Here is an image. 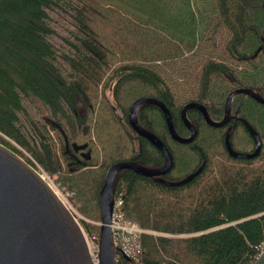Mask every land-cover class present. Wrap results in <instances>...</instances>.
Segmentation results:
<instances>
[{
  "label": "trees",
  "instance_id": "trees-1",
  "mask_svg": "<svg viewBox=\"0 0 264 264\" xmlns=\"http://www.w3.org/2000/svg\"><path fill=\"white\" fill-rule=\"evenodd\" d=\"M262 1L0 0V143L55 176L96 240L99 226L91 221H100L105 172L137 154L126 118L134 99H162L176 132L187 136L180 119L186 103H203L219 120L231 90L251 88L264 97ZM231 114L227 124L212 127L188 110L197 135L186 144L171 139L156 107L138 114L167 141L170 180L195 171L202 158L204 165L179 186L130 170L118 174L114 196L121 195L123 218L146 231L128 242L138 249L135 257L115 248L117 264L254 262L264 242V105L237 94ZM239 118L260 136L253 158L226 151L228 128L234 150L254 149ZM84 143L88 160L72 148ZM140 149L137 157L158 158L146 141Z\"/></svg>",
  "mask_w": 264,
  "mask_h": 264
},
{
  "label": "water",
  "instance_id": "water-1",
  "mask_svg": "<svg viewBox=\"0 0 264 264\" xmlns=\"http://www.w3.org/2000/svg\"><path fill=\"white\" fill-rule=\"evenodd\" d=\"M262 6L264 8V0ZM237 94L248 95L264 105V97L259 92L251 88H236L225 98L222 118L214 120L203 103L188 102L180 110V119L189 131L186 137L176 132L171 112L160 99L140 96L132 101L127 114L129 126L138 136L160 150L164 160L159 168L145 167L130 160L117 161L107 168L98 193L100 223L96 258L89 250L82 226L46 180L20 155L0 143V264H117L109 226L117 174L122 170H131L150 177L166 173L173 164L166 145L156 134L140 124L138 112L144 107H158L163 113L170 137L178 143L186 144L197 135L195 124L187 117L188 110L199 111L207 125L222 127L232 118L231 102ZM239 120L253 139L254 149L249 153L234 150L229 141L228 128L224 135L226 151L235 158H253L260 151V136L245 119ZM86 146L87 143L72 144L75 151L85 149ZM84 154L85 159L90 157L89 150ZM203 165L202 158L195 171L179 180H155L165 186H179L199 174ZM252 264H264V248Z\"/></svg>",
  "mask_w": 264,
  "mask_h": 264
},
{
  "label": "built area",
  "instance_id": "built-area-1",
  "mask_svg": "<svg viewBox=\"0 0 264 264\" xmlns=\"http://www.w3.org/2000/svg\"><path fill=\"white\" fill-rule=\"evenodd\" d=\"M39 166L34 167L36 170ZM40 175L46 180V182L51 186V188L54 190V192L58 195V197L64 202V204L68 207V209L73 214V206L70 199V194L63 192L54 182L55 176H48L40 167L39 170H37ZM122 202L121 195L118 194L114 196V204L110 219V230L112 233L113 241L115 244V248L118 249V252L124 255H127L129 257H135V255L138 252V249L136 247L131 246L129 240L135 236H137L139 233L144 232L143 229L138 227L135 223L131 221H124L123 220V214L120 210V204ZM74 215V214H73ZM264 248V242L261 246V251ZM260 251V252H261Z\"/></svg>",
  "mask_w": 264,
  "mask_h": 264
},
{
  "label": "flooded vegetation",
  "instance_id": "flooded-vegetation-1",
  "mask_svg": "<svg viewBox=\"0 0 264 264\" xmlns=\"http://www.w3.org/2000/svg\"><path fill=\"white\" fill-rule=\"evenodd\" d=\"M152 97H154V96H152ZM155 98H157V97H155ZM159 99V98H158ZM165 105H166V107H167V104L162 100V99H160ZM149 107V106H148ZM153 107H155V106H153ZM146 107H144V108H142L139 112H138V114L142 111V110H144ZM157 108V110L162 114V117H163V113L161 112V110L158 108V107H156ZM168 108V107H167ZM129 110V109H128ZM128 114V113H127ZM127 118V117H126ZM163 119H164V117H163ZM139 120V119H138ZM144 121V123H141L140 122V120H139V122H140V124L141 125H143L144 127H146L147 129H149V130H151L146 124H147V121L146 120H143ZM127 123H128V120H127ZM129 125V124H128ZM130 127V126H129ZM133 131V130H132ZM152 131V130H151ZM134 132V131H133ZM154 134H156L154 131H152ZM134 137H135V139H136V141H137V154H136V156H132V158H130V159H127V160H130V161H135V162H137V163H139V164H141V165H143V166H145V167H149V168H159L162 164H163V160H164V157H163V154H162V152L160 151V150H158L157 148H155L148 140H146V139H144V138H142V137H140V136H138L135 132H134ZM157 135V134H156ZM180 135V134H179ZM189 135V134H188ZM187 135V136H188ZM158 136V135H157ZM170 136V135H169ZM159 138H160V140L166 145V147H167V141L166 140H164L162 137H160V136H158ZM184 137H186V136H184ZM172 139V138H171ZM142 141H146L147 143H149L151 146H153L155 149H156V151H157V156H158V158H155V159H146V158H139V157H137L138 155H139V153L141 152V149H140V143L142 142ZM173 141H175V140H173ZM176 142V141H175ZM168 148V147H167ZM87 150H89L88 148H87V146H86V148L85 149H79V150H76V153L78 154V156L80 157V158H82V159H85L84 158V153L87 151ZM169 150V149H168ZM75 151V150H74ZM170 152V151H169ZM89 154H90V150H89ZM90 158V157H89ZM88 158V159H89ZM88 159H85V160H88ZM172 166H173V164H172ZM172 169V167L170 168V170ZM170 170L169 171H167L166 173H164V174H159V175H154V176H141V177H143V178H146V179H148V180H150V181H152V182H154V183H161V182H159V181H156L155 179L156 178H160V179H164V180H170V178H169V173H170ZM131 171V170H130ZM121 172V171H120ZM119 172V173H120ZM118 173V174H119ZM134 173V172H133ZM118 174H117V176H118ZM136 174V173H135ZM137 175H139V174H137ZM117 178V177H116Z\"/></svg>",
  "mask_w": 264,
  "mask_h": 264
},
{
  "label": "rangeland",
  "instance_id": "rangeland-1",
  "mask_svg": "<svg viewBox=\"0 0 264 264\" xmlns=\"http://www.w3.org/2000/svg\"><path fill=\"white\" fill-rule=\"evenodd\" d=\"M60 27V26H59ZM59 30L61 31V32H63V29L60 27L59 28ZM25 122H27L26 120H25ZM131 128V127H130ZM27 131H28V133H29V135H30V137L32 138V139H35L36 138V134L33 132V130H32V128L30 127V125L27 123ZM51 133V135L55 138V134H54V132H50ZM6 137V136H5ZM7 138V137H6ZM8 139V138H7ZM13 144H15L12 140H10ZM17 147H19L17 144H15ZM20 148V147H19ZM21 149V148H20ZM22 150V149H21ZM25 153V152H24ZM28 156V155H27ZM29 157V156H28ZM29 159H31V161L33 162V164L35 165V166H38L35 162H34V160L32 159V158H30L29 157ZM37 170H39V167L37 168ZM71 204H72V206H73V208H74V210H73V214H74V216H75V218L77 219V221L80 223V220H86V221H89L88 219H86V218H84L79 212H78V210H77V208H76V205H75V203H74V201H71ZM123 220L124 221H128V220H125L124 218H123ZM91 222H93L94 224H96V225H98L99 226V223H100V221H91ZM143 231H146V230H143ZM153 233V232H152ZM86 234V233H85ZM99 236V235H98ZM86 238H87V242H88V246H89V250H90V252H91V254H92V256L94 257V258H96V253H97V241H98V237H97V239L96 240H93V239H91V238H89L88 236H87V234H86Z\"/></svg>",
  "mask_w": 264,
  "mask_h": 264
}]
</instances>
